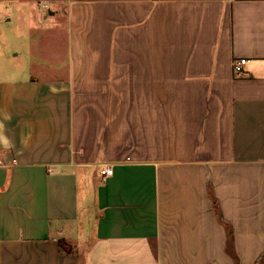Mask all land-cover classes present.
<instances>
[{
	"label": "crops",
	"instance_id": "obj_1",
	"mask_svg": "<svg viewBox=\"0 0 264 264\" xmlns=\"http://www.w3.org/2000/svg\"><path fill=\"white\" fill-rule=\"evenodd\" d=\"M48 2L62 48L0 80V264H264V0Z\"/></svg>",
	"mask_w": 264,
	"mask_h": 264
},
{
	"label": "rangeland",
	"instance_id": "obj_2",
	"mask_svg": "<svg viewBox=\"0 0 264 264\" xmlns=\"http://www.w3.org/2000/svg\"><path fill=\"white\" fill-rule=\"evenodd\" d=\"M50 7L48 0H0V80L28 77L46 47L62 48L56 37L65 35V21H56Z\"/></svg>",
	"mask_w": 264,
	"mask_h": 264
},
{
	"label": "built area",
	"instance_id": "obj_3",
	"mask_svg": "<svg viewBox=\"0 0 264 264\" xmlns=\"http://www.w3.org/2000/svg\"><path fill=\"white\" fill-rule=\"evenodd\" d=\"M248 62L247 59H240L234 62L233 68L236 75H240L243 73L244 66ZM101 174L104 177H110L114 174V169L112 166H105L104 169H102Z\"/></svg>",
	"mask_w": 264,
	"mask_h": 264
},
{
	"label": "trees",
	"instance_id": "obj_4",
	"mask_svg": "<svg viewBox=\"0 0 264 264\" xmlns=\"http://www.w3.org/2000/svg\"><path fill=\"white\" fill-rule=\"evenodd\" d=\"M60 249H61V252H64V253H70V249H68L67 245L64 243V242H61L60 243Z\"/></svg>",
	"mask_w": 264,
	"mask_h": 264
}]
</instances>
